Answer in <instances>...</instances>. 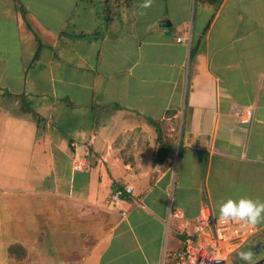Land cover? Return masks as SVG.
Listing matches in <instances>:
<instances>
[{"label": "crops", "instance_id": "1", "mask_svg": "<svg viewBox=\"0 0 264 264\" xmlns=\"http://www.w3.org/2000/svg\"><path fill=\"white\" fill-rule=\"evenodd\" d=\"M109 4L104 27V0H0V264H168L202 212L254 226L220 263L252 264L264 256V0ZM62 64L73 74L56 75ZM46 76L90 88L111 119L81 155L70 142L91 150L86 180L60 175L48 118L19 99ZM121 185L132 193L109 201Z\"/></svg>", "mask_w": 264, "mask_h": 264}, {"label": "rangeland", "instance_id": "2", "mask_svg": "<svg viewBox=\"0 0 264 264\" xmlns=\"http://www.w3.org/2000/svg\"><path fill=\"white\" fill-rule=\"evenodd\" d=\"M40 70L48 75V66L40 68ZM36 71H38V69L34 67L29 71L28 76ZM53 71H55L56 75L58 76L73 74V70L64 64L53 68ZM35 85L40 92V95L25 100L22 99V104L25 102L23 105L29 106V108L32 110L39 111L48 118L50 136L55 144L51 148L54 149V153L56 154L60 175L66 176L67 178L70 174H72V177L74 178L79 176L85 180L88 178L89 174L92 173V175H95L97 173L96 168L90 173L87 169L82 171L73 170L72 172L73 160H76L78 155L77 153L72 152V146H70V142L73 140L76 149H78L77 151H79V154L81 155L83 143L87 144L89 141L87 140L90 136L89 128H96L101 123L105 122L107 123V127L112 124L111 119H109L105 114V108L94 104L93 99L96 98L97 94L94 93L90 88L69 84L64 80H53L50 78V76L44 77L37 84L28 83L26 88L35 89ZM19 99L21 100V98ZM44 124L45 122L42 124V126H44ZM79 127L85 130L82 133H77L76 131ZM99 129L100 128H98V130ZM93 138L94 140L92 143H97L98 138L101 142V136L96 135V133ZM84 149L85 153H90L89 147L86 146ZM89 167H91L90 161L87 168ZM109 167L110 171L116 174V172H113L116 171V166L109 165ZM102 184H106L104 180L102 181ZM106 189L107 188H105V190ZM109 201H111V196H109ZM250 247L251 245L248 247V249ZM242 251L244 250L242 249ZM261 251V248L260 250H257L256 248L255 254L261 253Z\"/></svg>", "mask_w": 264, "mask_h": 264}, {"label": "built area", "instance_id": "3", "mask_svg": "<svg viewBox=\"0 0 264 264\" xmlns=\"http://www.w3.org/2000/svg\"><path fill=\"white\" fill-rule=\"evenodd\" d=\"M250 118L251 110L246 108L240 121L248 122ZM88 160L86 153L78 157L73 163L74 170L86 169ZM131 193L130 186H117L111 192V201ZM255 233L254 226L242 216H213L202 212L195 218L192 230L182 233L181 246L170 251L168 264H220Z\"/></svg>", "mask_w": 264, "mask_h": 264}, {"label": "trees", "instance_id": "4", "mask_svg": "<svg viewBox=\"0 0 264 264\" xmlns=\"http://www.w3.org/2000/svg\"><path fill=\"white\" fill-rule=\"evenodd\" d=\"M104 1H105V8L107 10L106 11L107 14H105L104 16H102V19L104 21L103 24H104V27H105L110 22V20L113 17L114 13L110 9L111 8V6L109 4L110 0H104ZM212 1H213V3H219L221 0H212ZM101 32H102L101 28H97V29H95L91 33H79V34L76 35V37H78V38H88V39H92V38H97L101 34ZM36 40H37V45H38V48H39L40 47V42H39L38 38H36ZM34 56H36V53H35ZM21 101L23 102L22 98H21ZM28 109L31 111V108L28 107ZM37 117H39V116H37ZM149 121L156 126V129H157V132H158V124L155 121H153V120H149ZM157 139H159V135L157 136ZM161 146H162V143L159 145V147H161ZM89 154L91 155V150H90V153L88 152V155ZM118 187H120V186H118ZM115 188H117V186L114 187V189Z\"/></svg>", "mask_w": 264, "mask_h": 264}, {"label": "water", "instance_id": "5", "mask_svg": "<svg viewBox=\"0 0 264 264\" xmlns=\"http://www.w3.org/2000/svg\"><path fill=\"white\" fill-rule=\"evenodd\" d=\"M257 250H260V247H257ZM252 264H264V256H261L259 259H257Z\"/></svg>", "mask_w": 264, "mask_h": 264}]
</instances>
